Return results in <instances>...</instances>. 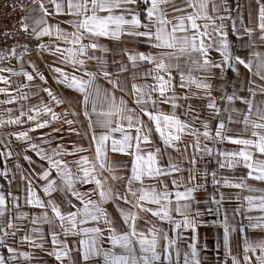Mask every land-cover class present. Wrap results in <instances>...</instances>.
Segmentation results:
<instances>
[{
  "label": "snow or ice",
  "instance_id": "6c2138e0",
  "mask_svg": "<svg viewBox=\"0 0 264 264\" xmlns=\"http://www.w3.org/2000/svg\"><path fill=\"white\" fill-rule=\"evenodd\" d=\"M254 2L255 19L250 11L245 23L239 0L234 9L228 0H32L30 7L13 0L10 7L25 15L15 35L4 34L16 46L0 51V129L17 126L0 135V180L6 182L0 183V264H47L43 257L53 264H208V245L199 234L206 215L222 217L225 264H264V236L250 238V232L264 233V99L255 100L264 97V83L248 81V96L223 92V109L212 83L228 70L238 73L239 66L264 81V53L234 55L229 38L231 33L253 49L264 45V0ZM25 37L49 38L35 51L55 58L50 71L58 85L77 94L75 102L45 86L47 78L25 60L32 51L28 42L19 43ZM102 39L133 47H122V58L110 64L112 49ZM129 65L143 70L121 79ZM192 85L204 95L181 93ZM33 97L39 102L30 103ZM193 99L207 102L198 110ZM236 100L243 110L231 106ZM204 110L210 115L201 119ZM210 119L217 121L214 130ZM230 125L242 127L233 134ZM65 131L87 139V146L65 144ZM186 136L193 143L184 145ZM226 143L240 147L228 150ZM189 148L193 168L197 157H208L219 170L246 173L206 168L204 183H196L193 170L172 155L187 160ZM185 171L187 179L180 175ZM209 176L215 194L202 201L197 194L207 192ZM221 189L240 192L232 197ZM233 199L236 206L225 207Z\"/></svg>",
  "mask_w": 264,
  "mask_h": 264
},
{
  "label": "crops",
  "instance_id": "0c3cea01",
  "mask_svg": "<svg viewBox=\"0 0 264 264\" xmlns=\"http://www.w3.org/2000/svg\"><path fill=\"white\" fill-rule=\"evenodd\" d=\"M215 3L217 4H221L222 0H215ZM229 5L234 9L235 8V3L236 0H228ZM240 5L243 8V13H244V18H245V23H248V14L251 11L252 15H253V20L255 19V14H256V4L254 2V0H239ZM249 5H251V8H249ZM209 12L211 13V5H209ZM221 15H227V13L225 12H221ZM221 21H217V23H220ZM223 23L227 26L229 25V21L228 20H224ZM249 27H255V23H251L248 24ZM230 41L232 42V51L234 55H240L241 57L244 58H250L251 57V53L253 50L257 51V52H261L264 53V45H260L258 43L257 47L255 49L251 48L247 43H242L240 39H237L235 36H233L230 33ZM246 39V38H245ZM50 40L48 37L43 38V43H49ZM102 43L105 44L106 47L112 49V51L110 53L107 54V59L109 60V63L111 64V61L113 59H121V55H120V49L122 47L127 46L128 48H132L133 45L132 44H121V42L119 41H109L106 39H102L101 41ZM136 48L139 51H150V49H148L146 46L144 45H137ZM97 55H100L99 52L96 53ZM212 57L214 60L219 61L220 60V54L217 52H213ZM31 59L33 63H35L37 65V67L40 69V71L43 73V75L47 78L48 80V84L45 85L47 87H50L53 92L55 94H57L59 97L61 98H65L68 100H71L73 102H75L77 94L74 93L72 90L70 89H66L64 88L63 85H58L55 82V73L50 71V66L54 65V61L55 58L52 57L51 55H49L48 53H44L43 57L41 58L36 51H31L30 52V56H26L25 60L27 61L28 59ZM123 60L125 63H128L126 57H123ZM13 63H16L15 60L12 61ZM3 63H7V61L3 62ZM0 66H2V64H0ZM58 67H65L64 65H55ZM25 67L27 68L28 71H32V69L30 67L27 66V64L25 65ZM148 67H151L150 65ZM67 71L69 69H66ZM91 70V69H90ZM110 70H115L114 67L110 68ZM143 70V66H141V68L138 69H132L131 66L129 65V72L124 73L121 77V79H124L125 77H130L131 74L135 71V72H140ZM173 75L176 77V82H179V76L176 74V72H173ZM195 75V73H194ZM217 76H219V73H217ZM250 80H255L256 84H261L264 83V81H261L259 79V77H254L252 72L248 71L247 69H245L243 66H239V72H233L231 70H228L224 77L223 80L221 79H215L214 81H212L213 83V95L216 97L219 106L223 109L225 107H227V102L222 101L220 99L221 95L223 92H227V94H232L233 92H235L238 96H248V92H247V87H248V81ZM136 83H141V80H137L135 81ZM37 83H40L37 80ZM131 84H132V80L128 79V87L129 89L131 88ZM2 86V85H0ZM187 91H191V92H197L199 96H203V92H200L199 90L196 89L195 85L191 86V89H185V90H181V93L183 92H187ZM117 97H121L123 96L124 99L128 102V105L130 107H135V104L133 102V99L128 97L127 95H125L124 93L117 91L116 92ZM41 96L43 97L44 101L47 102L48 101V97L46 94L41 93ZM5 97L0 95V99H4ZM261 99H264V97L257 95L255 97V100L259 101ZM39 102V98L37 97H33L32 100L30 101V103H38ZM206 100L203 99H193L192 103L194 104V106L197 107V109L199 110L200 106L204 103H206ZM234 108H238L243 110L245 108V105L239 101L236 100L232 103L231 105ZM8 107H13L16 108L18 106L16 105H8ZM63 107H66V105L61 106V107H56L54 110L57 112L62 111ZM163 110L165 112H170L171 108L169 105H164L162 106ZM179 113H183V109L179 110ZM18 114V113H16ZM209 112L207 110H204L201 113V119H204L206 117H209ZM224 118L226 119V115L227 114H223ZM43 119H47V116H43ZM181 119H190L189 117L183 116L181 115ZM144 120L147 121V117H144ZM210 123V128L214 130L217 121L215 119H210L209 121ZM28 125H25L24 127H27ZM196 126L197 127H201L199 122H196ZM79 127V126H77ZM230 127L233 128V134H235V132L239 131V129L242 127V125H230ZM65 128H67V126L65 125ZM17 130V126H9L7 128H2L0 129V135H4L6 136L8 132L10 131H14ZM81 132L84 131L83 128L80 129ZM203 130V129H201ZM39 133H36L34 135H38ZM63 135L68 136L70 135V137H65L64 142L65 144H70L74 141H78L82 144H84L83 139H81L80 137H77L74 134H69L67 131H65L63 133ZM158 140V134H156L155 137ZM202 139V143H203V138ZM18 142H16L13 139V147L15 148ZM193 143V138L191 136H186L183 138V144L184 145H188ZM85 145V144H84ZM87 145V143H86ZM159 146L163 148V144L162 142L159 143ZM211 146V145H210ZM222 147L228 149V150H237L240 146L237 145H233V144H228L226 143L225 145H223ZM171 151V150H170ZM31 155V153H29ZM173 157L176 158V160L178 162H180L181 167L185 168V169H192L193 170V174H195L196 176V183H204V181L201 179V173L207 168L209 170H215L218 171V174H223V175H242L246 173L245 169H238L236 170L235 173H233L231 170H219L218 169V165L216 164L215 159H211V161H209L208 157H205L204 159H199V157H197V164L195 165V168H193V165L191 163H189L188 161H190L192 159L193 156V149L189 148L188 152H187V160L182 159L177 153L172 152ZM33 159H36L33 156ZM20 163L27 168L28 162L27 161H23L21 160ZM11 166V165H9ZM183 177L185 179H187V177L189 176V173L187 171L183 172L182 174ZM211 177H208V184H207V192L204 191L203 189L197 194V198L200 200H207L209 197V194H215L214 191V186L211 184ZM0 183H6L2 180H0ZM252 183H256V182H252ZM221 191L225 192L227 195H231L232 197H235V195L240 192L239 189H221ZM246 193H241V195H244ZM236 201L233 199V201L231 203L225 204V207L227 208H233L236 206ZM206 206L201 204L200 208L201 211L204 210ZM214 207V205H213ZM111 210V209H110ZM254 214H259L258 212L254 213ZM237 220H241V217H237ZM204 220L207 221L205 226H202L199 228V234H200V239L202 243H207L208 245V250L205 253V255L207 256V261L208 264H225V260H227V256L225 255L224 249H223V245H222V224L220 223V221L222 220V217H213L210 215H206L204 217ZM215 220V223H214ZM244 223H247V221H243ZM236 234H234L235 236ZM262 236H264V233H261L259 231H253L250 232V238L253 239H258L261 238ZM31 250V249H29ZM2 251V250H0ZM43 259L47 262V264H53L51 258L48 257H43Z\"/></svg>",
  "mask_w": 264,
  "mask_h": 264
},
{
  "label": "built area",
  "instance_id": "2783aa9c",
  "mask_svg": "<svg viewBox=\"0 0 264 264\" xmlns=\"http://www.w3.org/2000/svg\"><path fill=\"white\" fill-rule=\"evenodd\" d=\"M13 0H0V51L7 50L13 46H16L17 41L13 40L11 37L5 38V33H11L15 35L19 29V20L25 13L18 10L14 11L10 5ZM32 0H17V3H23L25 6H31ZM28 42L30 49L35 51V45L42 41H27V38L20 40L19 43ZM19 50V49H18Z\"/></svg>",
  "mask_w": 264,
  "mask_h": 264
},
{
  "label": "rangeland",
  "instance_id": "374dc122",
  "mask_svg": "<svg viewBox=\"0 0 264 264\" xmlns=\"http://www.w3.org/2000/svg\"><path fill=\"white\" fill-rule=\"evenodd\" d=\"M62 26H63V25H62ZM69 30H70V29H69ZM68 69H69L68 71H71L70 68H68ZM63 136H64V139H65V137H70V135H68V136L63 135ZM83 141H84L85 146H87V145H86V143H88L87 139H83Z\"/></svg>",
  "mask_w": 264,
  "mask_h": 264
}]
</instances>
